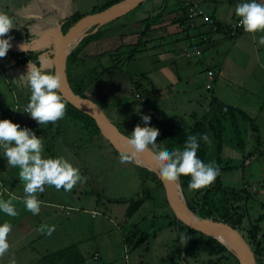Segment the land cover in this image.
<instances>
[{"label": "rangeland", "instance_id": "rangeland-1", "mask_svg": "<svg viewBox=\"0 0 264 264\" xmlns=\"http://www.w3.org/2000/svg\"><path fill=\"white\" fill-rule=\"evenodd\" d=\"M75 1L78 2L76 7L79 13L84 14L91 12L92 8L99 7L108 0ZM1 2H5V0H0ZM12 2L17 5H9V14L14 18L17 27H15V31L12 29L9 33L12 37L10 43L14 48L7 52L5 58H0V120L6 116L4 114L5 111L9 113L16 105L19 109L12 123L19 124L21 128H27L26 125L34 121L27 113H24V109L29 103L31 90L23 81L18 80L22 75L27 74V65L30 61L50 73V56L52 55L48 54L47 50L44 51L45 42L42 37L46 32L43 30L36 32L37 39L33 40L35 47L33 51L37 54L36 61L27 58L22 62L18 61L17 56H21L19 52L27 54V52L18 48L19 45L23 44V37L25 38L24 29L31 31L32 28L24 26L25 24L22 22L24 18L20 17V13L23 8L28 11L30 5L25 1L23 2V0H12ZM151 5V1H146L143 3L142 9H149ZM166 6L167 10L168 7L169 9L174 7L173 9H175L178 4L176 0H166ZM206 6L204 8L207 11L208 8ZM132 17V14H130L127 18H122L121 21L128 19L127 21L129 22L133 19ZM51 29L49 28L48 32ZM140 30L134 32L137 34ZM21 37L22 39H20ZM13 38L15 43H13ZM178 40L175 42L176 45H173L175 50L180 49L186 42L185 39L179 36ZM251 40L252 37L249 33L240 36L234 41L223 39L222 41L224 42H230L232 48H230V52L221 50L214 65L215 67H217L216 65L220 67V64H222L223 74L225 71L237 72L238 67L235 63L238 61L241 65V61H243V69L247 67L248 63L246 72L254 74L253 79H245L244 73H242L244 77L238 76L237 79L240 83L237 87L248 89V91L243 90L246 97L245 100H248L254 107L246 105V109L248 108L246 110L247 113L244 112L255 120L259 128L257 132L253 131L250 123L237 115L235 116L238 128L237 133L231 119L222 120V152L220 156L221 184L236 190L242 188L247 190L249 199L246 202V216L242 226L236 231L243 237V242L252 251V245H249L248 239H246L249 224H255V221L260 218L258 232L264 235V72L259 71L254 54L252 57L245 55L247 51L252 53L256 50ZM236 41L238 43H235ZM98 44L95 40L87 44L84 51L88 54L99 52L102 49L99 48ZM104 44L106 45L107 43L104 42ZM261 46L257 44L258 48ZM107 47L111 48L110 44ZM121 51L120 61H122V65L119 67L122 72L117 71L114 73L115 69H111L106 76L98 77L94 84L85 91L84 96L100 106L108 118H112V112H116L120 117L113 122L121 133L128 136L132 134L133 129L123 125V123L125 124L126 120L140 116L141 113L139 115L136 114V116L129 114L128 111L134 108L130 104L128 106L123 104L118 108L119 101L123 102L129 96L128 92L125 93V88L121 82H124L125 79L126 82H129L128 78L131 76L135 77L136 74L146 73L138 71L145 70L141 62L135 64L136 61H131L129 64L125 58L127 50L122 48ZM210 52L213 53L212 50L208 51V53ZM242 57L243 59H241ZM260 60L264 63V50ZM114 61L118 60L115 59ZM114 61H111L109 56L96 57L88 59L85 66L88 68L98 66L97 71H100L102 67L112 64ZM249 61L251 62L250 67ZM188 62L198 67V75L200 77H198L197 86L201 93L210 95L211 92L204 90L206 79L203 71L207 66L199 64L194 59H190ZM143 82L142 88H145L146 82L144 84ZM234 89L237 88L235 87ZM138 92L141 93V91ZM227 98L229 99H225L223 102L231 105V100L233 99L228 96ZM239 109L242 110L241 107ZM261 109H263V113L259 114ZM124 119L125 121H123ZM196 121H199V119ZM53 125L57 129L60 123L57 122ZM178 126L182 129L186 128L183 124H178ZM67 132L64 124L58 129L59 136L57 139L54 132H52L54 139L50 141L51 146L47 144L44 147V150L49 149V151H43V158H51L49 153H54L55 149L60 148L61 141H66V144L73 145V152L76 154V159L80 160L81 165H84L83 161L89 165L88 173L84 172V169H79L80 174L87 177V179L82 183H78L69 192L61 189L56 190L53 186L45 187V191L42 193V201L62 205L55 218L51 222L44 224L55 226V231L50 236L46 234V230L43 233L36 231L22 243L10 247L8 254L1 259L4 264H12L13 260L15 264H28V262L29 264H36L43 255L70 245L78 246L86 259L85 264H228L224 259L209 258L207 255L200 253L197 246L191 243L196 238L195 235L187 230L179 231L172 224L174 213L168 203L166 192L163 185L160 186L154 181L153 176L147 175L144 170L134 166L131 162L121 163V154L115 152L105 139L93 134L92 130L78 128L73 131L74 139ZM258 136L261 143H258ZM62 137L65 140L61 139ZM207 148L208 163L213 162L215 143L211 140ZM0 155V159L3 158L4 163V167L1 166L0 169H5L3 176L9 180L14 178L18 181L19 168L7 165L2 149H0ZM246 159L249 160L250 164H244ZM5 186L3 187L12 193L13 196H24L18 191L16 184L12 189L7 185ZM195 193L196 191L189 189L185 195L186 197H184L185 200H188V198L193 199L196 195ZM38 198L41 200L40 194H38ZM20 201H16V208L19 213L16 216L17 219L26 217V215H22L26 214L27 210ZM6 217L8 219L11 218L7 215H0V224L5 221L11 223ZM37 218H39V215L32 216L29 223H35ZM131 233L134 236L133 245H127L124 243V237L130 236ZM182 234L189 238L186 244L181 243L180 237ZM261 234L257 238H260ZM39 235L44 236L43 240ZM142 237L147 238L142 239ZM136 243L137 245H135ZM95 252L99 253L98 260L93 258Z\"/></svg>", "mask_w": 264, "mask_h": 264}, {"label": "crops", "instance_id": "crops-1", "mask_svg": "<svg viewBox=\"0 0 264 264\" xmlns=\"http://www.w3.org/2000/svg\"><path fill=\"white\" fill-rule=\"evenodd\" d=\"M24 1L27 4H29L30 7L28 11H25V9L23 8L22 9L23 11L20 13V17L24 18L22 21L25 24L24 26L30 28L32 27L31 31H29V29L28 30L24 29L25 38L23 37L24 41L22 43L23 44L25 43V46L28 50L25 52L35 53L33 51V49H35L33 45V40L37 39L36 32L44 30L46 32V34H44V36L42 37L45 42L44 51L47 50L48 54L50 55H52L53 51H55L56 53L59 44L66 35L65 34L63 36L62 33V26L64 24V21L68 17L72 16L74 13H79L76 7V3L78 2H76L75 0H23V2ZM147 1L152 2L151 8L150 7L149 9L146 8V10L142 9V5H143L142 3L140 6H138L135 10H133L129 14L98 28V30L100 29L101 31L108 33V30L114 27V25L116 24L117 25L129 24L140 18L154 16L155 14L160 12L162 8L164 10L162 18L160 20V24H156L152 26L150 32L147 35L146 39L148 43L146 44V49L137 53V55L133 59V61H136L135 64L141 62L145 70H138V71L146 73L145 74L146 79L149 80L150 86L153 87L158 92V94L156 98L148 100L144 97L143 94L139 93L138 90H136L135 87L136 83L131 80V77L128 78L129 82H126V79L124 82H121L122 86L125 88V93L128 92L129 96L125 100L126 102L119 101L120 103L118 108L123 104H126L127 106L130 104V106L132 105L134 106V108L128 111L129 114L136 116V114L139 115L141 113L140 116L131 118V120H126V123L125 124L123 123V125L134 130V127L138 125L134 123L141 120V116L148 115L150 117L155 116L158 119H162L171 123H177L176 125L183 124L186 127L185 129H188L193 125V121L195 123V120L197 119L201 120L204 117L203 114L205 115V112L208 109L213 98L223 102L225 99H229L227 98V96L233 99L231 100L232 103L231 106L236 108L241 107L242 110L246 112V110L248 109V108L246 109V105L251 107L252 104H250L248 100H245L246 97L245 94L243 93V90L248 91V89L245 90L237 87V85L240 83L237 77L238 76L244 77L242 75V73H244V75L246 76L245 79L254 78V74L250 72L249 73L246 72L248 69V63H247V67L246 68L244 67L243 69L242 67V65H244L242 63L243 61H241V65L237 61V63H235L236 66L238 67L237 72L225 71L223 74H222L223 65L220 64V67L216 65L218 68L215 67L214 65L215 60L219 56L221 50H224V52L225 51L230 52V48H232L231 47L232 44L230 45V42L222 41L223 39L226 38L227 40L234 41L240 36L246 34L245 32L242 31L238 32L234 36H231L229 34V27H231L235 18L237 17L235 14L236 5L246 0H182L183 1L182 4L185 5H189V4L199 5L201 9L203 8L202 10L204 11V13L210 16L215 21V24H217V26L221 28L220 32H216L213 29V27H211L209 24L203 23L200 19H194L187 23L188 27L190 26L189 27L190 30L188 29L189 30L188 33L183 32L184 28H187V26L184 25V27H178L172 24L171 22L172 19L178 18L179 16L178 9L181 7V2H179V0H176L178 6L175 9H173L174 7L170 9L168 7V10L166 8L167 7L166 4H164V0H147ZM259 2L264 3V0H259ZM9 5L14 6L17 4L12 2V0L11 1L5 0V2L0 3V12H4L11 17V15L9 14ZM205 6L208 8L207 11L204 8ZM87 14H90V12L84 13L82 15H87ZM130 14H132L133 16L132 20H130L129 22L127 21L128 19L125 21H121L122 18L123 19L127 18V16H129ZM11 18L14 21V18L13 17ZM14 25L15 27H17L15 22ZM49 28L52 29L48 32ZM92 29H90V31ZM140 29L141 28L134 29L131 32L133 35L125 36V38L123 39L117 36V34L113 35V33L115 32L104 34L105 36H103L102 38L96 41L97 44L99 42L98 46L99 48L102 49L100 50L101 52L99 51V52H93L92 54H88V53L86 54H88V56H93L97 53L100 55L103 54L100 57L109 56V58L112 61L113 60L112 57L110 55H104V53L115 50L121 44H127L135 40L137 35L134 31ZM13 31H15V28H13ZM208 32L209 34L207 35ZM201 34H203V36L200 40L198 35ZM261 35H264V33H256L254 35L251 34L252 37L251 41L255 47L254 49L256 50L255 52L253 51L252 53L251 51L249 52L247 51L245 52V55L247 56L250 55L249 57H252L254 54L255 62L259 68V71L264 72V63H262L260 60V57L264 50V45H262L260 48L257 47ZM178 36L182 37V39H185L186 42L185 44H183V46L180 49L175 50L173 49V45L175 46L176 45L175 42L179 41ZM204 38L205 40H203ZM20 39H22V37ZM104 42L107 44L105 45ZM13 43H15V40ZM235 43L238 42L236 41ZM109 44L111 48L107 47ZM191 44H197V45L201 44L200 46L198 45V49L201 51V55L194 56L192 58H185L182 54V49ZM12 48H14V46H12ZM210 50H212L213 53L211 52L208 53V51ZM19 53L22 54L21 52ZM18 57L19 55L17 56V58ZM50 59H51L50 73L54 74L53 56H50ZM190 59H194L199 64H204L207 66L206 69L203 71L206 79L204 90L206 92H211L210 95L201 93V90L198 88L197 86V83L199 82L198 77H200L198 75L199 72L198 67L197 65L189 63L188 61ZM241 59H243V57ZM250 63L251 62L249 61V67H250ZM113 64L114 63L109 65L107 64L106 67L104 68L111 67ZM208 70H211L214 73L213 79L211 80L208 79L207 77ZM110 71L111 69L105 72L102 75V77L106 76L107 73H109ZM117 71L122 72V70L115 69L114 73ZM135 76H142V74H136ZM208 83H211L210 89L205 88V86ZM147 87L149 86L147 85ZM235 87L237 89H234ZM157 98L160 99L155 101V99ZM260 113H263V109L260 110L259 114ZM112 115H113L112 118H108L107 116L106 117L114 124L113 121L118 120L120 116L116 114V112H112ZM14 119L12 120L10 119V121L13 122ZM123 121H125V119ZM58 122L60 123V125H58L57 129L52 123H49L46 127H41L39 124H37L36 121H32L28 123L26 127L28 128V126H30V128L28 129L34 132V134L38 138H43L44 147L47 146V144L50 145V141L54 139V136H52V132H54V135L56 136L57 139V137L59 136L58 129H60L63 126V124L64 127L66 126V129L68 131L67 133L72 139H74L73 131H76V129L78 128H82V125L70 121L66 117L59 120ZM61 139L64 138L62 137ZM72 146L73 145L71 144L70 145L66 144V141L63 142L61 141L60 148L55 149L54 153L52 154L49 153L50 157L51 158L63 157L73 167L80 170L84 169L83 171L88 173L89 165L85 164L84 161H83L84 165H81L80 160L76 159V154H74ZM44 151H49V149ZM3 164L4 163L2 158L0 159V167L3 166ZM86 167L88 168L86 169ZM4 171L5 169L3 168L0 169V183L2 184V187L0 188L7 191L5 188H3V186L6 187L5 185H7L10 189H12V187H14V185L16 184V188H18V191L23 195H25L23 190L24 185L20 181V179L18 181L14 178H11V180H9L7 177L3 176ZM61 190H63V188H61ZM10 197L11 196H8L4 192L2 194V197H0V199L7 200ZM23 197L24 196L18 197L19 199L16 201L18 202L19 200H21L20 202H22ZM42 197L43 194L40 193L41 201H42ZM16 201H14V203L15 206L17 207ZM61 206L62 205L59 204L42 201L39 218H37V221L35 223L33 222L32 224L29 223L30 219L32 218V216H37V215H33L28 211H26V214L24 213L22 215V216L26 215V217L25 218L23 217V219L22 218L17 219L16 217H11L10 219H8L6 217L9 221H11L10 224L12 225V231L8 238L10 247L22 243L26 238H28V236L36 232L39 227H41L46 223H49V221L51 222L55 218L56 214H58V211ZM0 215L6 216L2 212ZM39 237H42L41 239L43 240L44 236L39 235ZM94 254H98L99 257L98 252H95ZM0 264H4L3 261H1V259H0Z\"/></svg>", "mask_w": 264, "mask_h": 264}, {"label": "trees", "instance_id": "trees-1", "mask_svg": "<svg viewBox=\"0 0 264 264\" xmlns=\"http://www.w3.org/2000/svg\"><path fill=\"white\" fill-rule=\"evenodd\" d=\"M120 1L122 0H108L105 3H103L101 6L94 7L91 10L90 14L101 12L104 9L108 8L109 6L118 3ZM179 2H181V7L178 9L179 16L178 18L172 19L171 22L172 24L178 27H184V25L187 26V28H184L183 32L188 33V31L190 30L189 28L190 26L188 27L187 23L191 21L188 17V8L191 4L185 5L182 4L183 1H179ZM164 4H166V0H164ZM163 13L164 10L162 8L160 12H158L154 16L140 18L136 21H133L125 25L123 24L117 26L114 25V27L110 28L108 30V33L115 32L113 33V35L117 34V36L123 39L125 38V36L133 35L131 32L134 29H139L143 27L141 31L136 34L137 36L135 40L127 44H121L115 50L104 53V55H110L113 60L117 59L118 61H114V64L111 67L108 68L102 67L100 71H97L98 66L97 67L91 66L90 68H88L85 65L88 59L100 57L103 54L100 55L97 53L93 56H88V54H86L84 49L87 44H90L95 40L96 41L99 40L100 38L105 36L104 34H108V33H105L99 29L97 32L85 37L67 58L66 73L69 84L73 92L77 96L85 98L84 96L85 91L94 84V82L98 79V77L102 76L105 72H107L110 69L120 70L119 66L122 65V61H120V56H122L120 54L122 52L121 51L122 48H125L127 50V55L125 58H126V62L130 64L131 61H133L134 57L137 55V53L146 49V44L148 43L146 39L147 35L150 32L152 26L156 24H160V20L162 18ZM83 16L84 15L80 13H74L72 16L68 17L64 21V24L62 26L63 36L67 33L69 28L72 25H74L78 20H80ZM210 26L211 27L215 26L216 32H220L221 30V28L218 27L217 24H215V21H214V25H210ZM208 34L209 32L207 33V35ZM198 36L201 40L203 34ZM20 55L23 61L25 60V58L36 61L37 58V54L35 53L27 52L26 55L24 53ZM52 56L54 60L55 51H53ZM22 60H18V61L22 62ZM131 80L136 83L135 85L136 90L141 91V94H143L146 99L151 100L156 98L158 92L153 87L150 86L149 80L146 79L145 74H142V76L139 77L131 76ZM142 81L146 82V86L148 85L150 88L146 86L145 88H142ZM63 101L66 105L65 117L67 119L82 125V128L92 130L93 134L103 139L96 123L91 117L80 112L79 110L71 106L69 103H67L65 100ZM7 112L8 111L4 112L6 116L1 118V120L4 119L10 120L9 113ZM237 115L240 116L244 121L249 122L252 130L257 132L258 127L254 119L250 118L241 109L228 105L215 98L212 99L208 109L205 112L204 117L201 120L193 123V125L188 129H182L181 127H179L174 123L162 119H158L155 116L150 117L151 118L150 123L147 126L154 127L159 130V136L157 138L156 143L159 144L161 148H165L169 151L175 148L183 149L184 143L187 140L188 136L190 135H196L199 138V136L203 135L204 133H207L210 139L215 143V153H214L215 157L213 162H215V164L218 165L220 168V156L222 152L221 137L223 130L221 121L222 120L225 121L227 118L231 119L233 127L236 128L235 132L238 133L237 122L235 119V116ZM134 124H140V126L144 125L142 120H139ZM257 139H258V143H261L259 136ZM207 146L208 143H205L204 141L201 140L200 147L197 152L198 157L205 163H208ZM141 169L144 170L147 175L153 176L154 181H156L160 186H162L161 181L155 176L154 173L148 171L145 168H141ZM189 182H190V177L181 176L179 178L180 187L184 194V197H186L185 195L189 190L188 188ZM0 187H2L1 183H0ZM4 192L8 196H13L10 192L0 188V197H2V194ZM195 194L196 195L193 197V199L192 198H188V200L186 199V203L189 209L194 214H196L203 220L212 221L216 224L226 226L231 230H238L242 226V223L246 216L245 215L246 202L249 199L246 188L236 190L225 187L221 184L220 175H219L211 186L207 187L205 190H198L196 191ZM260 220L261 219L259 218L255 221L256 222L255 224H249V229H247L246 239H248L247 241L249 245H252L253 248L252 251L256 257V262L258 261L259 264H264V247H263L264 235H261L260 238H257L258 235L260 234L258 232L259 230L258 223ZM172 224L175 227H177L179 231L183 232L184 230H187L195 235L196 238L194 239V241H191V243L197 246L200 253L207 255L209 258L224 259V261H226L228 264H238L235 257L229 251H227V249L224 246H222L219 242H217L213 238L206 237L201 233H198L184 226L180 221H178L175 218V215H173ZM133 238H134L133 233H131L130 236L124 237V242L127 245L128 244L133 245L132 243ZM146 238L147 237H142V239H146ZM135 245H137V243ZM94 256L95 254L93 255V258ZM98 259L99 257L97 256V260ZM85 262L86 259L80 252L78 246L70 245L63 249L42 256L36 262V264H85Z\"/></svg>", "mask_w": 264, "mask_h": 264}, {"label": "clouds", "instance_id": "clouds-1", "mask_svg": "<svg viewBox=\"0 0 264 264\" xmlns=\"http://www.w3.org/2000/svg\"><path fill=\"white\" fill-rule=\"evenodd\" d=\"M235 14L239 18V26L245 33H264V3L257 0L236 5ZM15 28L13 19L6 13L0 12V58H5L12 48L9 35ZM6 37V38H5ZM259 44L264 45V35L259 38ZM19 50L27 51L25 43L18 46ZM18 81H23L31 90L29 103L24 109L30 118L41 127L49 123L55 124L66 115V105L60 94L61 82L58 75L47 72L44 68L30 61L27 74ZM150 116L143 115L139 124L134 127L131 135L124 140L132 154L147 153L159 172L161 182L175 184L181 176L190 177L188 188L192 191L203 190L211 186L220 175V168L215 162L205 163L198 155L200 141L211 143L207 133L199 136L190 135L184 143L183 149L175 148L171 151L161 148L156 143L159 130L147 126ZM0 149L7 160V165L19 168V179L24 185L23 204L25 209L33 215H39L42 201L38 194L45 191V186H54L56 190L63 188L71 191L78 183L86 181L87 177L80 174L79 169L73 167L65 158H43V138H38L28 128H21L10 120H0ZM129 157L121 154V163H128ZM19 198L11 196L7 200L0 199V212L9 217L19 215L14 201ZM51 235L55 226L42 225L37 229ZM12 225L5 221L0 224V259L10 251L8 242ZM188 237L182 234L181 243L186 244ZM15 264V261H12Z\"/></svg>", "mask_w": 264, "mask_h": 264}, {"label": "water", "instance_id": "water-1", "mask_svg": "<svg viewBox=\"0 0 264 264\" xmlns=\"http://www.w3.org/2000/svg\"><path fill=\"white\" fill-rule=\"evenodd\" d=\"M145 1L147 0H122L101 12L84 15L69 28L64 39L59 44L54 58V74L58 75L60 78V94L63 100L80 112L91 117L96 123L103 139H105L117 153L128 155L129 161L133 165L147 169L154 173L160 180L159 172L151 157L147 153L132 154L125 143V135L106 117L97 104L89 99L79 97L73 92L66 73L68 56L85 37L95 33L99 27L129 14ZM92 28L93 31L84 33L74 44V41L81 31L90 30ZM159 99L160 98H157L155 101ZM134 158L140 163H137ZM161 183L166 192L168 203L178 221L189 229L201 233L206 237L215 239L235 257L238 264H257L253 251L243 242V237L236 230H231L226 226L216 224L209 220H203L189 209L181 190L179 180L175 184Z\"/></svg>", "mask_w": 264, "mask_h": 264}, {"label": "built area", "instance_id": "built-area-1", "mask_svg": "<svg viewBox=\"0 0 264 264\" xmlns=\"http://www.w3.org/2000/svg\"><path fill=\"white\" fill-rule=\"evenodd\" d=\"M179 1H182V0H179ZM245 2H251V0H246V1H243L241 3H245ZM258 3L259 0H257ZM188 17L190 20H194V19H200L203 23H206V24H209V25H214V21L213 19L206 15L204 13V11L200 8L199 5L197 4H191L188 8ZM214 30H216V27L214 26L213 27ZM238 31H242L244 32L243 28L239 26V18L236 17L233 24L231 25V27H229V34L231 36H234ZM205 40V38L203 39ZM182 54L185 58H192L194 56H200L201 55V51L198 49V46L197 44H191L189 46H186L182 49ZM18 60H22V57L19 56L18 57ZM213 76H214V73L213 71L211 70H208L207 71V77L208 79H213ZM206 89H210L211 88V83H208L206 86H205ZM138 97V96H136ZM18 110V107L15 105L13 107V109L9 112V118L12 120L14 119L15 115H16V112ZM244 164L247 165L249 164V160H245L244 161ZM97 254H95L94 256V259H97Z\"/></svg>", "mask_w": 264, "mask_h": 264}, {"label": "bare ground", "instance_id": "bare-ground-1", "mask_svg": "<svg viewBox=\"0 0 264 264\" xmlns=\"http://www.w3.org/2000/svg\"><path fill=\"white\" fill-rule=\"evenodd\" d=\"M90 30H84V31H81L80 33H79V35H78V37L76 38V40L74 41V44L82 37V35L84 34V33H87V32H89ZM73 44V45H74ZM135 159V158H134ZM136 160V162L137 163H140L137 159H135Z\"/></svg>", "mask_w": 264, "mask_h": 264}]
</instances>
